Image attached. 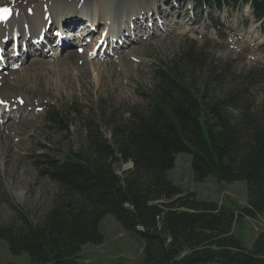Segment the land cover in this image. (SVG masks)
<instances>
[{
	"label": "trees",
	"instance_id": "1",
	"mask_svg": "<svg viewBox=\"0 0 264 264\" xmlns=\"http://www.w3.org/2000/svg\"><path fill=\"white\" fill-rule=\"evenodd\" d=\"M184 1L247 5L264 26V0ZM207 59V48L191 41L156 71L154 88L143 93L146 107L132 108L127 117L109 102L89 107L86 115L77 103L48 113L46 125L58 134H72L80 120L86 136L63 159L38 155L43 176L60 191L40 224L21 212L20 221L0 228L13 256L27 254L31 264H79L85 245L104 243L101 223L112 216L145 244L143 264H264V233L250 249L231 235L235 223L264 214V107L245 99L235 114L233 96L209 97L211 79L216 83L219 75ZM183 154L191 155L197 183L210 176L245 182L247 206L233 210L186 194L171 177ZM117 164L133 166L121 176Z\"/></svg>",
	"mask_w": 264,
	"mask_h": 264
},
{
	"label": "rangeland",
	"instance_id": "2",
	"mask_svg": "<svg viewBox=\"0 0 264 264\" xmlns=\"http://www.w3.org/2000/svg\"><path fill=\"white\" fill-rule=\"evenodd\" d=\"M80 1L82 2L78 5L82 7L85 0ZM163 1L165 5L161 3L162 0H127L118 4L119 7L116 10L109 9L108 15L116 14L117 16L124 8L133 16L132 21L134 20V23L141 21L139 27L142 26L141 31H137L139 28L137 25L133 31L130 26L129 31L134 32V35L128 33V37L121 38L123 41L114 42V44L111 41L102 44L101 34L105 32V26H102L99 33H96L97 27L90 26L88 29L93 28L94 33L84 35L81 41L85 42V45L82 48L76 47L74 44L77 41L69 39L72 38L71 30L65 29L68 24H62L61 32L64 31V37L61 41H70L71 46L66 52L73 50L80 56L84 53L87 58L83 56L82 59L87 60V63L99 62L101 70L92 71L86 61L74 63L67 72H63L67 75L62 80L64 86L60 88H56L57 70L64 68V65L67 66L64 63L66 61L63 60L64 52L60 54V51L53 49L50 54L48 49L43 47L45 45H42L43 48L39 52H35L31 46H27V35L30 36L27 34L20 40V43H23L20 48L22 52L18 51L19 62L15 63L12 61V55L16 52L12 50L17 47V44L7 45L6 49L10 56L2 60L6 69L2 72L4 74L0 73L2 74L0 87L3 90V92L0 91V101L4 100L1 97L3 95L9 96V94L20 92L27 95L28 101L35 102V105L30 104L33 107V113L23 108L22 112L12 117L13 121L8 119L0 121L2 130L23 123L19 134L14 138L11 137L12 142L6 141L8 146H13L8 154L3 155L0 150V165L7 163L4 169L0 166V228L20 221L21 212L29 214L35 225L43 221L52 208L54 197L59 193L60 187L43 176L42 168L38 164V155L46 151L58 159H63L65 153L71 149H80L81 142L86 136L85 132L80 131V127L82 128L80 120L75 122L76 127L70 135L62 136L49 128L46 122L50 111L64 110L67 106L77 103L81 112L86 115L89 107L94 108L100 102L107 104L109 102L111 107L127 117L132 108L146 107L143 93H148L154 88L156 71L160 67L169 65L191 41H196L200 47L207 48L206 64L214 69L215 77L219 75V78H215L216 83L213 78L211 79L215 91L210 93L209 97L233 96V107L230 110L235 114L240 113L247 103L246 100L251 102L250 105L253 108L264 107V26L253 19L249 7L247 5L243 8L236 7L228 2L220 7H212L187 4L184 0ZM11 2H15L17 6H21L22 3L25 6L36 5L33 2L29 3V0H0V4L9 5ZM27 2L28 5H26ZM113 2L116 4V1ZM157 3L161 6H157ZM154 7H157L159 12H155ZM56 9H64V7L58 5ZM73 11L81 15H89L94 9L87 11L74 8ZM149 16L154 17L147 21ZM71 19H74V22L84 21L86 24L88 17ZM116 21H120V17L117 16ZM55 30L57 26H49L48 32L45 33L49 43H53L49 37L56 38ZM47 34L49 37L46 36ZM41 38L44 40V35ZM85 39L87 41H83ZM121 46L127 49L125 53L116 57L107 56V52L106 55L103 53L108 49L112 55L113 51ZM27 50L32 53L33 57L30 59L25 58L24 54H27ZM34 59L40 61L36 60L41 65L39 68L36 65L32 66V69L34 68L38 73L32 70L31 75L21 76L19 81L14 80V76L18 73L30 69ZM50 61L51 65H49ZM10 70L16 72L13 74L9 72ZM204 74L199 75L198 81L201 83L206 79ZM234 86L236 90H233ZM234 104L238 107H234ZM19 114L24 115L22 119ZM108 138L111 139L110 134ZM124 169L132 168L129 164L116 165V172L121 176ZM171 177L186 194L194 193L199 201L215 202L229 206L233 210L247 206L245 182L219 183L210 176L204 183H197L191 168L190 154H183L177 158ZM100 231L104 236V243L100 246L85 245L79 255V264L144 263L145 244L136 234L126 231L116 218L106 217L101 223ZM261 233H264V214L256 219L244 218L241 222L235 223L231 235L239 237L247 249H250ZM0 264L31 263L27 254L15 257L9 251L7 243L0 241Z\"/></svg>",
	"mask_w": 264,
	"mask_h": 264
},
{
	"label": "bare ground",
	"instance_id": "3",
	"mask_svg": "<svg viewBox=\"0 0 264 264\" xmlns=\"http://www.w3.org/2000/svg\"><path fill=\"white\" fill-rule=\"evenodd\" d=\"M113 1H116V4ZM113 1L112 0H85L82 7H80L78 5V3L82 2L80 0H62V1H58V0H29V3L33 2V3H36V5H28L29 3L27 2L26 5H28V6H25L23 3L21 4V6H17L16 4H14L15 2L14 3L11 2L9 5L6 3L0 4V8L6 7V8H9L11 10L10 15H8L6 19H0V73L4 72L6 69V65L4 64V62L2 60H5L6 58H8V56H10V54H8V49H6L7 45L9 43H14V45L17 44V47H14V49L13 48H11V49H13L12 51L16 52V53H14V55H12V61H14L15 63H18L19 62V59L17 57L18 51H20V48L23 46V43H20V40L23 39L24 35L30 34L31 37L29 35H27V38H28L27 46H31L35 52H39L40 49L43 47L47 48L49 51L48 53H50V54H51V52H53L52 51L53 49L60 51V54L64 52L63 60L66 61L64 63H66L67 66L63 64L64 68H59L57 70L58 71V84H57L56 88L63 87L64 85H63L62 80L67 75L66 73H63V72H67V70L74 63H84L85 61L87 63L88 61L82 59L83 56L84 57L87 56V55L85 56L84 53L81 54L82 56H80V54H76L75 51H73V50H71L70 52H66L71 46H70V41H66V40L61 41V39L64 37V31L61 32V25L62 24H65V23L68 24L65 26V29L72 31L70 33L71 34L70 37H72V38H69V39H73V40L77 41V43H75L74 45L76 47H79V48H82L85 45V42L80 41L82 39V37L84 35L88 36L90 33H94L92 31L93 28H91V30L88 29V27H90V26L97 27L96 29H98V31L96 33H99L102 30V26H105V28H106L105 32L103 34L100 33L102 36V44L109 43V41H111L112 44H114V42L118 43V41H123V40H121V38L128 37L127 36L128 33H130L131 35H134V32H131V30L129 31L130 26H131L132 31L135 30L136 25L138 27L140 26L141 21L140 22L137 21L136 23H134V20L132 21L133 16H131L124 8H122L121 14L117 15L118 17H120V21H118V22L116 21L117 20L116 14L108 15L110 13L109 9L110 10L111 9L116 10L119 7L118 4L120 5V3H124L127 0H113ZM58 5H62L64 7V9H56ZM17 7H20V8H17ZM27 7H29V8H27ZM74 8H80V9L87 10V11L89 9H94V11L92 14H89V15L88 14L81 15V14L77 13V11H73ZM154 8H155V12L156 11L159 12L156 9L157 7H154ZM249 10L251 11L250 7H249ZM81 16H84L86 18L88 17L86 24L84 21L74 22V19H71V18H79ZM154 16H149V20L151 17H154ZM130 21H131V23L129 24ZM53 25L57 26V30H55L54 33H55V36L58 40H56V38L53 39L52 37H49V35L47 34L46 36L49 37V39H51L53 41V43H49V41H47V38H45V33L48 32V27L49 26L52 27ZM141 27H139L137 31H141L142 30ZM96 29H94V30H96ZM77 31H78V33H77ZM33 33H35V34H33ZM42 35H44V40L41 38ZM68 37L69 36H67V38ZM83 41H87V39H85ZM42 45H45V46L42 47ZM116 49H118V50L113 51L112 55H110L111 53L109 52L108 49L106 51H104L103 53L105 54L107 52V56L116 57L119 54L125 53L124 51H125V49H127V47H125L123 49V47L121 46V48H116ZM20 52H22V50ZM24 55H26V57ZM24 55L23 56L26 59H28V58L30 59V57L31 58L33 57L32 53L28 52V50H27V54H24ZM34 55H36V53ZM34 60L35 61L30 65V69L25 70L20 74L18 73V75L16 74L17 76H14L15 77L14 80L19 81L21 76L27 77L28 75H31L30 73L32 70H33V72L36 73L37 70H34V68L32 69V66L35 67V65H36L39 68V66H41V65L39 64L40 61L38 59H34ZM36 60H38L39 62ZM31 61H33V60H31ZM60 62H61V60H60ZM87 64L92 69V71L101 70L100 69L101 65L99 64V62L93 63V61H92V62H89ZM87 64H85V65H87ZM49 65H51V61H50ZM53 66H54V64H53ZM78 69H79V67H78ZM75 70H77V69H75ZM80 70H79V72H80ZM9 72H12L14 74L16 71L10 70ZM50 72H52V70H50ZM86 72H88V71H86ZM2 74H4V73H2ZM2 74H0V76ZM12 80H13V78H12ZM1 90H2V88L0 87V91ZM2 92H3V90H2ZM16 92H18V91H16ZM18 94H21V95H18ZM1 97L4 99L3 100L4 103L0 104V111H1L0 112V121L1 120L3 121L4 119H8V120L13 121L14 119L12 117H14V115L16 113L18 114V113L22 112L23 108H27L29 111H31V113H33L32 112L33 111L32 105H35V102L32 103V102L28 101L27 95H24L23 93L19 92V93H13L12 95L9 94V96L3 95ZM33 99H36V98H33ZM31 103H32V105H30ZM19 116H20V119H22L24 115L19 114ZM22 124L13 125V126L11 125L12 127L9 129L4 128L2 130V128H0V150H2L3 155L4 154L7 155L9 150L13 147V146L12 147L8 146V144H7L8 142H6V141L10 142L12 140L11 137L14 138L15 135L19 134L20 126ZM0 127H1V122H0ZM10 131H11V133H10ZM14 140H16V139H14ZM0 166H2L4 169L7 166V163L6 162L2 163Z\"/></svg>",
	"mask_w": 264,
	"mask_h": 264
},
{
	"label": "snow or ice",
	"instance_id": "4",
	"mask_svg": "<svg viewBox=\"0 0 264 264\" xmlns=\"http://www.w3.org/2000/svg\"><path fill=\"white\" fill-rule=\"evenodd\" d=\"M11 10L9 8H0V19H6L8 15H10ZM4 103V101H0V104Z\"/></svg>",
	"mask_w": 264,
	"mask_h": 264
},
{
	"label": "water",
	"instance_id": "5",
	"mask_svg": "<svg viewBox=\"0 0 264 264\" xmlns=\"http://www.w3.org/2000/svg\"><path fill=\"white\" fill-rule=\"evenodd\" d=\"M131 166H132V164L129 167H131ZM124 171H126V170L124 169Z\"/></svg>",
	"mask_w": 264,
	"mask_h": 264
}]
</instances>
